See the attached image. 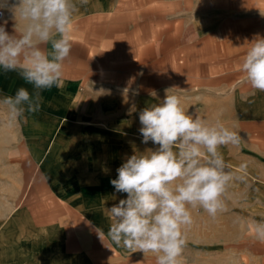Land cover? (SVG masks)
I'll return each mask as SVG.
<instances>
[{
    "label": "rangeland",
    "instance_id": "374dc122",
    "mask_svg": "<svg viewBox=\"0 0 264 264\" xmlns=\"http://www.w3.org/2000/svg\"><path fill=\"white\" fill-rule=\"evenodd\" d=\"M79 16L72 25H80L82 39H132L131 54L118 41L116 61L101 64L107 71L100 86L111 80L126 91L118 101L132 109L133 134H140V110L159 103L170 89L186 112L219 119L242 137L239 148L219 151L234 172L248 163L246 179L230 184L228 211L215 220L201 208L190 209L182 264H264V243L249 227L264 220V92L253 90L240 71L245 42L264 37V0H80ZM142 41L148 42L143 54ZM5 114L0 108V264H47L36 235L58 216L46 206L51 195L45 186L33 188L35 167L23 156L25 143L12 140L20 127L4 125ZM147 145L137 153L158 147ZM14 150L22 156H13ZM133 257L155 264L152 253Z\"/></svg>",
    "mask_w": 264,
    "mask_h": 264
},
{
    "label": "clouds",
    "instance_id": "9594fccd",
    "mask_svg": "<svg viewBox=\"0 0 264 264\" xmlns=\"http://www.w3.org/2000/svg\"><path fill=\"white\" fill-rule=\"evenodd\" d=\"M77 10L72 0H0V71L16 73L32 88L30 92L22 86L12 95H0L10 125L28 123L29 116L41 111V93L62 86ZM5 12L8 19H3ZM9 19L15 21L11 33ZM18 21L24 22L22 29ZM245 44L240 71L253 90L264 92V37L256 34ZM169 90L159 103L139 112L142 143L151 141L158 147L126 157L110 181L126 198L106 208L107 233L93 226L104 245L105 239L109 241L106 247L152 253L155 264H182L186 231L193 223L190 209L201 208L213 220L227 212V188L232 182H244L248 169L242 162L232 171L219 151L229 145L239 148L240 134L219 119L210 122L186 112L181 98ZM249 227L264 243V220H253Z\"/></svg>",
    "mask_w": 264,
    "mask_h": 264
},
{
    "label": "crops",
    "instance_id": "0c3cea01",
    "mask_svg": "<svg viewBox=\"0 0 264 264\" xmlns=\"http://www.w3.org/2000/svg\"><path fill=\"white\" fill-rule=\"evenodd\" d=\"M72 2L78 9L74 20L80 17V0ZM9 16L5 12L3 19ZM14 23L8 20L10 33ZM17 27L22 29L24 22L18 21ZM79 29L80 25H72L70 30L72 48L64 65L62 86L41 93V111L29 116L28 123L12 125L20 127L12 140L25 143L23 156L35 167L33 188L45 186L51 195L46 206L50 203L54 207L51 215L58 216L51 227L39 228L36 242L47 264H140L141 258L132 261L133 253L138 252L115 245L110 249L106 247L109 241L105 239V246L95 231L99 227L107 233L110 221L106 208L126 198L110 183L117 177V168L126 157L137 153L136 148H148L142 144L141 134H133L131 107L118 101V95H126V91L111 80L100 86L107 71L101 64L116 61L118 41L130 46L131 54L132 39L87 41L80 38ZM145 42L139 43L142 54L146 53ZM108 67L111 76L114 68ZM22 86L32 91L16 73L0 71V95H12ZM4 119L3 124L10 125L8 115ZM12 155L21 157V150H14ZM45 214H49L47 209Z\"/></svg>",
    "mask_w": 264,
    "mask_h": 264
}]
</instances>
